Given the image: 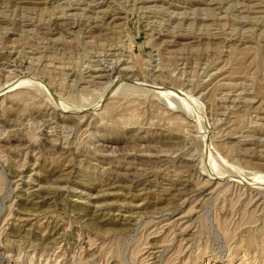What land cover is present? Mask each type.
Segmentation results:
<instances>
[{
    "label": "rangeland",
    "instance_id": "obj_1",
    "mask_svg": "<svg viewBox=\"0 0 264 264\" xmlns=\"http://www.w3.org/2000/svg\"><path fill=\"white\" fill-rule=\"evenodd\" d=\"M0 264H264V0H0Z\"/></svg>",
    "mask_w": 264,
    "mask_h": 264
},
{
    "label": "bare ground",
    "instance_id": "obj_2",
    "mask_svg": "<svg viewBox=\"0 0 264 264\" xmlns=\"http://www.w3.org/2000/svg\"><path fill=\"white\" fill-rule=\"evenodd\" d=\"M99 4V3H98ZM98 6V5H97ZM90 9V8H89ZM59 20V19H58ZM94 21V20H93ZM66 22V21H65ZM69 23V22H68ZM87 23V22H86ZM86 23H84V24H86ZM91 23H92V21H91ZM91 23H89V24H91ZM56 24V23H55ZM59 24V23H58ZM60 24H61V22H60ZM60 24H59V26H60ZM67 24V23H66ZM88 25V24H87ZM57 26V25H56ZM50 27V26H49ZM52 27V26H51ZM91 27V26H90ZM113 67V66H112ZM105 70V69H104ZM105 72V71H104ZM94 73H98L97 75L98 76H93L92 74L90 75V77H91V79H93V80H95V78H101V77H104L103 75V72H101V71H97V69H96V71H94ZM4 90H6V89H4ZM220 99V98H219ZM106 101V100H105ZM61 107V106H60ZM64 109H65V107H63ZM68 108V107H67ZM62 109V108H61ZM63 110V109H62ZM85 117V116H84ZM68 118V117H67ZM66 117H64V118H61V119H67ZM64 121V120H63ZM53 188V187H52ZM51 188V189H52ZM50 189V191L48 192L49 194H50V192L52 191V193L53 194H57V193H59V191L61 190V188L60 187H54V192H53V189L51 190ZM48 191V190H47ZM52 194V195H53ZM82 195V194H81Z\"/></svg>",
    "mask_w": 264,
    "mask_h": 264
}]
</instances>
